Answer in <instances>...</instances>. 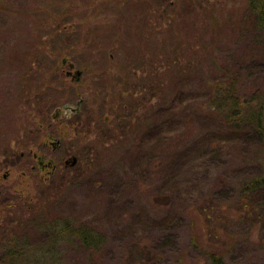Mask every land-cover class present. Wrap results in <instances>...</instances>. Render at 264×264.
Wrapping results in <instances>:
<instances>
[{
    "label": "rangeland",
    "instance_id": "rangeland-1",
    "mask_svg": "<svg viewBox=\"0 0 264 264\" xmlns=\"http://www.w3.org/2000/svg\"><path fill=\"white\" fill-rule=\"evenodd\" d=\"M7 2L0 203L8 227L16 228L22 203L37 209L50 195L51 216L101 234L96 249L72 239L40 264H214L211 251L221 254L218 264H264V187L243 190L264 177V131L247 116L264 102V29L248 0ZM70 61L73 73L81 70L77 81L65 74ZM120 70L136 92L135 122L120 146L92 148L91 132L109 137L112 125L102 121L126 87ZM80 97L87 111L99 99L93 125L66 107ZM57 112L65 135L44 177L29 170L28 150L45 139L38 123L54 124ZM68 153L78 158L66 168ZM28 235L32 244L45 239L34 228Z\"/></svg>",
    "mask_w": 264,
    "mask_h": 264
},
{
    "label": "trees",
    "instance_id": "trees-1",
    "mask_svg": "<svg viewBox=\"0 0 264 264\" xmlns=\"http://www.w3.org/2000/svg\"><path fill=\"white\" fill-rule=\"evenodd\" d=\"M7 3V0H0V9L7 8L6 10L12 11ZM5 4L7 7H5ZM248 7L251 9L252 15L254 16V23L256 26L264 29V0H248ZM120 72V77L124 79L122 85H125L126 87L120 89L121 92H119V97L114 100L115 107L111 112L112 121H110L111 119H109L107 123L104 122V119L102 121L104 126H110L111 128L112 125V128L108 132L110 133L109 137L104 139L105 133L97 135V131L96 134L93 135L91 132L90 135L92 138L88 139V144L89 146H92V148H98L97 145L102 146V148L120 146L121 143L125 141L127 133H129L127 128L131 127L132 129L135 122V120L133 121L135 105L132 98L136 92L133 91V89H129V82L131 81L127 78L129 73L126 70H120ZM127 92L130 93L128 94ZM124 94H126L125 99L122 97ZM36 99L37 98H35V103H37ZM83 101L84 102H82L80 110L76 115L80 116V118L83 117L89 125H93V123L98 122V117L96 116L98 106L96 103L99 102V99L95 98L93 101L89 102L91 108L88 109V111L84 109L86 107L84 97ZM35 103V108L33 109L36 110L37 106ZM247 111L249 120L255 123L253 126L255 127L256 133L263 132L264 124L261 115L264 114V102L260 105H253V107L249 108ZM230 114L234 116L239 115V113L236 114L229 112V117H231ZM18 146L23 148L28 147L27 142L19 143ZM23 150L24 149H21V151ZM260 187H264V177L248 182L243 190L244 193H246L247 191H254L257 188L259 189ZM51 198L52 196L50 197V195H46L37 199V209H29L30 207H27L26 204L22 203L24 211L17 217V221H15L17 222L15 225L16 228L12 230L8 227V225L11 224L6 222L7 215L5 214L9 213V211L6 207H3V209L0 210L3 212V217L0 218V235H2V237L5 235L3 238L4 240H1L2 242L0 241V248L2 249V261L5 264H40L43 260L51 257L55 251H58V246L65 242H69L72 239L78 240L84 247L91 249L98 248V245L101 242V234L94 229L83 226L78 227L69 218H63L56 216L55 214H52V216L50 215L47 207H49ZM261 204L264 207V202ZM206 216L212 221L217 219L210 214H207ZM30 228L44 232L45 239L43 242L38 241L37 244L31 243V237L28 235V229ZM215 252L216 254L213 253V251L210 252V259L214 264H218L221 260L219 256L220 253L218 251Z\"/></svg>",
    "mask_w": 264,
    "mask_h": 264
},
{
    "label": "flooded vegetation",
    "instance_id": "flooded-vegetation-1",
    "mask_svg": "<svg viewBox=\"0 0 264 264\" xmlns=\"http://www.w3.org/2000/svg\"><path fill=\"white\" fill-rule=\"evenodd\" d=\"M66 63V61H65ZM68 62V66H69ZM73 63V62H72ZM74 65V63H73ZM73 68H68L65 70V74L67 76L70 77L71 80H76L78 79V77H75V74L73 73ZM78 70L81 74V70L79 69H75V71ZM68 72V73H67ZM79 74V76H80ZM83 102V98L80 97L77 102H76V106L74 107V110H70L72 114H77L80 110V106ZM109 116L105 115L104 117V122L107 123L109 121ZM53 118H55V123L53 124V122H48L47 124H45V127L43 128L42 123H38V128L39 130H43V135H45V139L41 140L36 147V150H28V153L30 154V152H32V158L35 160V162L33 164H31V167L29 170L31 171H37L41 172L42 170L46 171V176L52 174V172L55 170V168L58 165V162L60 160L59 159H55L53 157L54 152L59 149L61 147V143H62V138L64 137L65 133V124L63 122V118H59L58 115L54 116ZM59 141L58 143H54L55 141ZM20 155H25V151H21ZM67 157L63 159V166L64 167H69V166H73L70 164V162L67 160L70 159L71 156L75 155V154H66ZM76 156V155H75ZM77 158V156H76ZM0 194H1V190H0ZM2 208V204L0 203V210Z\"/></svg>",
    "mask_w": 264,
    "mask_h": 264
},
{
    "label": "water",
    "instance_id": "water-1",
    "mask_svg": "<svg viewBox=\"0 0 264 264\" xmlns=\"http://www.w3.org/2000/svg\"><path fill=\"white\" fill-rule=\"evenodd\" d=\"M61 61L64 63L65 61H66V58H62L61 59ZM69 67L70 68H72L73 67V63H69ZM68 73V72H67ZM74 74H75V77L77 78V77H79V74H80V72L78 71V70H76L75 72H74ZM69 110H74L75 108L73 107V106H66ZM58 114V112L56 113V115ZM56 115H54V116H56ZM59 141L57 140V141H55L54 143H58ZM70 162V164L71 165H74L75 163H76V161H77V158H76V156H71L70 157V159L69 160H67V162ZM6 175H7V173H4V177H6Z\"/></svg>",
    "mask_w": 264,
    "mask_h": 264
}]
</instances>
